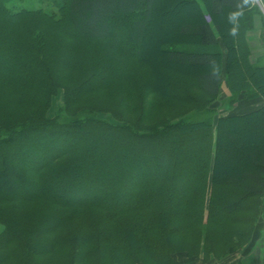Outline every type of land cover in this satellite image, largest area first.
I'll use <instances>...</instances> for the list:
<instances>
[{
    "label": "trees",
    "instance_id": "trees-1",
    "mask_svg": "<svg viewBox=\"0 0 264 264\" xmlns=\"http://www.w3.org/2000/svg\"><path fill=\"white\" fill-rule=\"evenodd\" d=\"M157 1L0 0V264H179L251 240L264 55L249 32L261 15L264 47V17L186 0L182 37L146 43ZM59 89L65 119L48 116ZM245 124L262 140L223 159Z\"/></svg>",
    "mask_w": 264,
    "mask_h": 264
},
{
    "label": "rangeland",
    "instance_id": "rangeland-1",
    "mask_svg": "<svg viewBox=\"0 0 264 264\" xmlns=\"http://www.w3.org/2000/svg\"><path fill=\"white\" fill-rule=\"evenodd\" d=\"M18 3L23 2L22 4L28 5L30 8H39L43 7L49 11H56L57 6L54 2L55 0H52L51 2H48L46 0H15ZM251 2L257 6L262 16L264 17V0H251ZM189 3L186 2V0H158L156 4L155 9V16L153 17L152 24L150 31L148 32V35L145 39L146 43H157L160 44V42H166L168 40L178 39L179 37H182L181 35H178V31L175 30L176 26L180 24V22L185 19V17H191L190 15L195 11L196 9L188 8ZM192 7V6H191ZM230 16H233L231 9H224L223 15H218L219 18L229 19ZM262 31L261 27V15L260 16H254V30L249 32L250 37V43L252 45L253 53L255 56L261 54L264 55V47L262 45V41L260 38V33ZM191 37V36H189ZM181 47V46H179ZM264 61V57L261 60V62ZM3 63V62H2ZM1 63V64H2ZM63 102H64V91L63 89H59L57 95H55L52 99L51 107L48 110V116L49 117H55L57 114H60L61 119H65L67 115H65L64 112H62L63 109ZM224 113L226 110H223ZM242 135L239 138H235V140H231L229 135L226 137V141L228 144L227 153H223V159L228 156L230 158V154L236 151V148L243 147L247 140L251 138V141L253 140H262L259 136L260 134L254 130V127H250L248 124L244 125ZM259 129L261 131H264V125L259 124ZM34 157V156H33ZM33 161L32 159H30ZM90 172H88L89 174ZM57 185V184H56ZM127 183L122 184V187L118 189V192L121 196H124L125 190H126ZM57 188H59L57 186ZM264 202V195L262 196ZM260 215L257 216V213L249 214L250 216L253 215V220H251V223L246 227L247 232H251L252 230L256 231L258 229L257 225L261 221V228L264 229V205H261L260 207ZM1 229V225H0ZM248 240L250 239H244L238 242L235 246H229V249H221L219 253L215 252H209L206 254L200 253L199 257H195L194 259H190L186 254H177L176 259L179 262V264H210V263H217V264H226L231 259L235 262H237L238 253L243 251V249L248 244ZM237 243V242H236ZM228 249V250H227ZM226 258V260H223ZM223 260V261H222Z\"/></svg>",
    "mask_w": 264,
    "mask_h": 264
},
{
    "label": "crops",
    "instance_id": "crops-1",
    "mask_svg": "<svg viewBox=\"0 0 264 264\" xmlns=\"http://www.w3.org/2000/svg\"><path fill=\"white\" fill-rule=\"evenodd\" d=\"M222 97H225L230 94L227 86L223 83L221 87ZM236 109L239 111L237 113H244L252 109L258 108L257 103H246L242 101L236 104ZM220 115L225 116L223 108L220 109ZM264 205V202H263ZM258 229L254 231V234L251 240L248 242L243 251L238 253L237 262L228 259L229 261L226 264H264V229L261 228V221L257 225ZM223 260H226L224 258ZM222 260V261H223ZM217 264V263H210Z\"/></svg>",
    "mask_w": 264,
    "mask_h": 264
}]
</instances>
